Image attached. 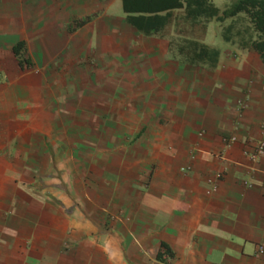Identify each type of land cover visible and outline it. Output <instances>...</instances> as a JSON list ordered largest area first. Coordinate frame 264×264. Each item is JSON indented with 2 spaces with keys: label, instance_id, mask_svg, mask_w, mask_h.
I'll return each mask as SVG.
<instances>
[{
  "label": "crops",
  "instance_id": "crops-1",
  "mask_svg": "<svg viewBox=\"0 0 264 264\" xmlns=\"http://www.w3.org/2000/svg\"><path fill=\"white\" fill-rule=\"evenodd\" d=\"M126 16L0 0V264H264L263 62L214 19Z\"/></svg>",
  "mask_w": 264,
  "mask_h": 264
},
{
  "label": "trees",
  "instance_id": "trees-1",
  "mask_svg": "<svg viewBox=\"0 0 264 264\" xmlns=\"http://www.w3.org/2000/svg\"><path fill=\"white\" fill-rule=\"evenodd\" d=\"M121 1L127 20L135 26H140L142 20L147 25L166 22L173 9L177 10V28L180 31L183 25L180 18L188 22L189 28L197 25L196 19L200 16L217 22L231 18L230 23L223 27V39L227 42L235 40L241 47L255 51L264 64V0H226L222 10L212 0ZM239 20L244 24L236 26ZM204 26L202 24L201 28ZM177 47L178 52L191 62L200 60L214 64L219 54L217 49L188 37L182 38Z\"/></svg>",
  "mask_w": 264,
  "mask_h": 264
},
{
  "label": "rangeland",
  "instance_id": "rangeland-1",
  "mask_svg": "<svg viewBox=\"0 0 264 264\" xmlns=\"http://www.w3.org/2000/svg\"><path fill=\"white\" fill-rule=\"evenodd\" d=\"M213 2L215 3V5L219 8H222L224 6V3L226 2V0H213ZM244 21L239 20L236 26H241L243 25ZM230 22H224L221 25H226L229 24ZM239 24V25H238ZM222 34H223V30L222 28L219 26V24L216 21H212L209 25L208 28V39H213L214 43H219L222 41Z\"/></svg>",
  "mask_w": 264,
  "mask_h": 264
},
{
  "label": "built area",
  "instance_id": "built-area-1",
  "mask_svg": "<svg viewBox=\"0 0 264 264\" xmlns=\"http://www.w3.org/2000/svg\"><path fill=\"white\" fill-rule=\"evenodd\" d=\"M236 137L233 135L230 138L227 139V143L235 141ZM248 157L251 160H257L261 158L264 155V137L257 140L253 151L247 153ZM264 252V247L261 245L258 248V253H263Z\"/></svg>",
  "mask_w": 264,
  "mask_h": 264
}]
</instances>
